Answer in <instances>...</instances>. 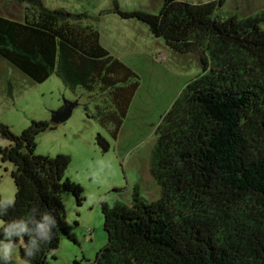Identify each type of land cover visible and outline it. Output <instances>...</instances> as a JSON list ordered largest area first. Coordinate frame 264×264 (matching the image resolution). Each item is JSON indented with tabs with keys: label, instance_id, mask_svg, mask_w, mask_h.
<instances>
[{
	"label": "trees",
	"instance_id": "16d2710c",
	"mask_svg": "<svg viewBox=\"0 0 264 264\" xmlns=\"http://www.w3.org/2000/svg\"><path fill=\"white\" fill-rule=\"evenodd\" d=\"M25 3L24 20L0 16V59L36 83L56 75L71 90L114 97L120 125L135 73L101 45L99 31L84 24L87 14L51 9L43 0ZM222 5L164 0L158 14L117 11L147 24L172 50L199 54L203 69L158 127L152 173L161 198L148 202L136 192L131 207L103 202L108 242L91 264H264L263 18L220 19ZM50 126L33 120L15 134L0 123V138L11 142L0 148L1 158L14 164L17 188L14 207L0 220L36 208L37 219L50 212L57 221L31 264H48L63 235L75 240L63 196L83 200L82 187L66 177L68 155L35 154Z\"/></svg>",
	"mask_w": 264,
	"mask_h": 264
},
{
	"label": "rangeland",
	"instance_id": "374dc122",
	"mask_svg": "<svg viewBox=\"0 0 264 264\" xmlns=\"http://www.w3.org/2000/svg\"><path fill=\"white\" fill-rule=\"evenodd\" d=\"M190 3L220 0H181ZM216 15L227 19L261 17L264 0H221ZM26 0H0V16L22 21ZM51 9L63 8L87 14L85 25L100 33L101 45L137 76V87L122 119L114 97L71 90L52 75L36 83L0 59V123L21 134L33 120L51 122L52 113L64 101H78L66 122L47 129L37 138L36 155H68L71 164L66 177L83 189L81 205L70 193L63 196L68 224L75 240L63 235L60 246L48 257V264H91L107 244L102 203L133 205L138 192L148 202L161 198L162 187L152 173V157L158 142V127L188 83L202 72L200 55L172 50L156 38L149 26L137 19H125L117 11H145L158 14L164 0H43ZM52 126V123H51ZM50 126V127H51ZM11 142L0 138V148ZM15 166L3 162L0 154V197L15 201ZM91 195L93 200H89ZM0 222H3L0 220ZM17 261H22L20 249ZM3 264V261H0Z\"/></svg>",
	"mask_w": 264,
	"mask_h": 264
},
{
	"label": "clouds",
	"instance_id": "9594fccd",
	"mask_svg": "<svg viewBox=\"0 0 264 264\" xmlns=\"http://www.w3.org/2000/svg\"><path fill=\"white\" fill-rule=\"evenodd\" d=\"M89 200L93 197L89 195ZM14 207V200H0V216L7 213L9 208ZM38 210L33 208L27 217L0 222V233L4 239L0 240V261L3 264H31L33 258L40 250L41 245L48 243L53 238V229L57 225L50 212L40 214L37 219ZM27 237L25 242L24 237ZM13 237L16 239L13 240ZM23 248L24 259L17 261V253Z\"/></svg>",
	"mask_w": 264,
	"mask_h": 264
},
{
	"label": "water",
	"instance_id": "95a60500",
	"mask_svg": "<svg viewBox=\"0 0 264 264\" xmlns=\"http://www.w3.org/2000/svg\"><path fill=\"white\" fill-rule=\"evenodd\" d=\"M78 104V101L65 100L63 109L52 113V118L50 122L52 123V126L50 127V129L53 130L59 124L69 120V118L72 116L73 110L78 106Z\"/></svg>",
	"mask_w": 264,
	"mask_h": 264
},
{
	"label": "built area",
	"instance_id": "2783aa9c",
	"mask_svg": "<svg viewBox=\"0 0 264 264\" xmlns=\"http://www.w3.org/2000/svg\"><path fill=\"white\" fill-rule=\"evenodd\" d=\"M70 264H75V263H70Z\"/></svg>",
	"mask_w": 264,
	"mask_h": 264
}]
</instances>
